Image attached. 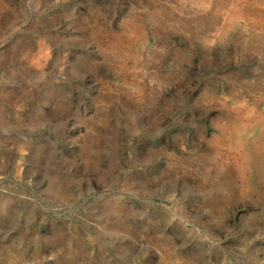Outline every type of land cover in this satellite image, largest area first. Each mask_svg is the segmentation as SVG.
I'll return each instance as SVG.
<instances>
[{
  "label": "rangeland",
  "instance_id": "obj_1",
  "mask_svg": "<svg viewBox=\"0 0 264 264\" xmlns=\"http://www.w3.org/2000/svg\"><path fill=\"white\" fill-rule=\"evenodd\" d=\"M0 264H264V0H0Z\"/></svg>",
  "mask_w": 264,
  "mask_h": 264
}]
</instances>
